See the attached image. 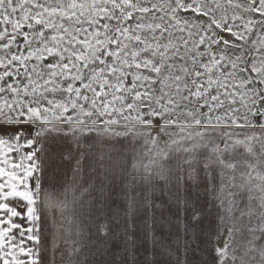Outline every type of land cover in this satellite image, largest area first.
<instances>
[{
  "label": "snow or ice",
  "instance_id": "6c2138e0",
  "mask_svg": "<svg viewBox=\"0 0 264 264\" xmlns=\"http://www.w3.org/2000/svg\"><path fill=\"white\" fill-rule=\"evenodd\" d=\"M0 214V264H264V0H0Z\"/></svg>",
  "mask_w": 264,
  "mask_h": 264
},
{
  "label": "rangeland",
  "instance_id": "374dc122",
  "mask_svg": "<svg viewBox=\"0 0 264 264\" xmlns=\"http://www.w3.org/2000/svg\"><path fill=\"white\" fill-rule=\"evenodd\" d=\"M19 211H24V209H18ZM5 218V215L4 214H0V219H3ZM14 221L15 222H19V223H23L22 221H20L18 218H14ZM4 226H7V225H4ZM27 226V225H25ZM13 234H17V239H19V236H18V230H13Z\"/></svg>",
  "mask_w": 264,
  "mask_h": 264
}]
</instances>
